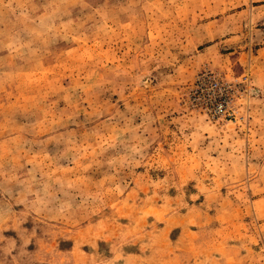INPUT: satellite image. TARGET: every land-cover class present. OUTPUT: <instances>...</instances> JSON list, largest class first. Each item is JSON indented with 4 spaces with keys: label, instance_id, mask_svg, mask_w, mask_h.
<instances>
[{
    "label": "rangeland",
    "instance_id": "1",
    "mask_svg": "<svg viewBox=\"0 0 264 264\" xmlns=\"http://www.w3.org/2000/svg\"><path fill=\"white\" fill-rule=\"evenodd\" d=\"M262 4L0 0V264H264Z\"/></svg>",
    "mask_w": 264,
    "mask_h": 264
},
{
    "label": "built area",
    "instance_id": "2",
    "mask_svg": "<svg viewBox=\"0 0 264 264\" xmlns=\"http://www.w3.org/2000/svg\"><path fill=\"white\" fill-rule=\"evenodd\" d=\"M223 110H224V109L221 107V108H220V111H223Z\"/></svg>",
    "mask_w": 264,
    "mask_h": 264
},
{
    "label": "crops",
    "instance_id": "3",
    "mask_svg": "<svg viewBox=\"0 0 264 264\" xmlns=\"http://www.w3.org/2000/svg\"><path fill=\"white\" fill-rule=\"evenodd\" d=\"M262 5H264V4H262Z\"/></svg>",
    "mask_w": 264,
    "mask_h": 264
}]
</instances>
